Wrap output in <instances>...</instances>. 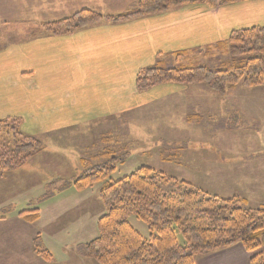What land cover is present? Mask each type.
<instances>
[{
  "label": "crops",
  "instance_id": "crops-1",
  "mask_svg": "<svg viewBox=\"0 0 264 264\" xmlns=\"http://www.w3.org/2000/svg\"><path fill=\"white\" fill-rule=\"evenodd\" d=\"M135 1L0 0V28L9 29L3 34L8 41L0 47V119L19 118L24 132L45 136L46 150L58 142L49 136L59 133L80 134L78 142L86 150L98 139L94 141L91 136L88 140V134L95 129L89 122L120 114L127 117L134 111L144 112L155 106L163 111L167 108L174 111V117L183 120L185 127L178 141L173 142L172 158L164 157L165 161L175 162L187 176L177 180L187 181L221 198L239 197L251 209L263 207L264 93L253 92L264 86L251 89L238 86L219 96L205 87L189 89L170 84L151 89L156 90L152 94L150 91L139 94L134 80L139 70L169 54L213 46L224 42L233 31L264 27V0L220 7L187 6L122 24L101 22L62 36L47 34L41 27L43 23L82 9L119 15ZM203 96L206 104L196 103ZM213 113L219 114L223 125L219 156L205 159L188 156L186 146L199 142L198 122ZM83 136L88 141L82 144ZM200 144L206 147L205 143ZM82 152L70 153L79 165ZM53 153L61 154L58 149ZM57 163L54 161L52 165ZM207 181L214 182L211 185L214 187H209ZM68 186L75 190L72 183ZM84 192H73L62 202L78 196L81 197L79 206ZM37 206L43 209L42 205ZM79 219H72L68 226L79 224ZM78 237L75 233L64 234L56 241L41 237L44 248L52 256L51 261L39 260L30 249L23 261L27 260L26 264H84L86 259L78 254V248L76 252L72 248L84 244L73 239ZM49 241L59 245L58 259L46 247ZM7 255L11 257L5 264L22 260L19 250ZM249 259L242 246L236 245L195 256L193 264H250Z\"/></svg>",
  "mask_w": 264,
  "mask_h": 264
},
{
  "label": "trees",
  "instance_id": "trees-1",
  "mask_svg": "<svg viewBox=\"0 0 264 264\" xmlns=\"http://www.w3.org/2000/svg\"><path fill=\"white\" fill-rule=\"evenodd\" d=\"M246 1L249 0H136L119 15L82 9L41 27L47 34L62 36L101 22L122 24L187 6L220 7ZM204 50L209 52L208 59L214 57L212 51L218 50L231 61H217L221 67L215 70L198 62L192 64L194 55L190 53ZM171 57L178 67L164 68L166 59ZM170 84H204L219 96L238 86H264V27L233 31L224 42L213 46L169 54L139 70L134 80L139 94ZM123 139L125 147L113 148L111 145H119V140L108 132L81 156L80 166L84 170L72 186L76 191H84L103 183L98 194L104 208L97 220V237L79 247L82 257L96 264H193L195 256L239 245L250 255V264H264V206L251 209L239 197L211 195L187 181L148 167H139L112 180L110 175L115 167L124 162L116 157L118 150L124 149L125 156L128 155L129 142ZM42 150L40 140L22 132L19 118L0 119V172L22 167ZM107 158L112 164H96L98 159ZM18 216L31 224L38 220L39 211L26 210ZM129 216L147 225L148 238L144 239L129 225ZM32 250L43 261H51V254L38 236L32 239Z\"/></svg>",
  "mask_w": 264,
  "mask_h": 264
},
{
  "label": "rangeland",
  "instance_id": "rangeland-1",
  "mask_svg": "<svg viewBox=\"0 0 264 264\" xmlns=\"http://www.w3.org/2000/svg\"><path fill=\"white\" fill-rule=\"evenodd\" d=\"M6 28L8 27L0 28V44L2 45H0V47H3L4 43L8 41V37L3 36V34H6L5 32L9 31V29ZM195 53L196 52L190 53L194 55L192 57V59H194L192 64L198 62L214 70L220 69L221 67L218 66L219 63H217V61L223 62L227 59L229 60L227 56L224 57L218 50L212 51L214 57L211 59H208L210 55L207 54L209 52L206 50L198 54ZM216 58L219 59L216 60ZM163 67L174 68L178 67V65L172 58L171 60L166 59ZM159 87H156V89L158 90ZM183 87H188L189 89L195 87L207 88L204 84L184 85ZM183 90L184 89H182V91ZM150 92L152 94L156 92V90ZM254 93H264V89L255 90L253 94ZM181 94H183V92ZM202 98L203 100L197 101L196 103L200 105L206 104L204 103L206 98L204 96ZM247 103L253 105L254 103L259 104L260 102ZM157 108L160 107L155 106L144 112H142L143 110L134 111L127 117L120 114L115 117H101L98 120L89 122L95 129L92 133L88 134V140L93 137L95 141L103 135L106 136L108 132H112L115 140H119V145H115L114 143L111 145L113 148L116 146L125 147L126 143L123 138L129 142L127 148L128 155L125 156L124 149L118 150L116 157H118V159L122 158L124 162L122 165L115 167V172L110 175V179L118 180L131 174L139 167H148L176 179H185L187 177L182 168L177 166L175 162L169 159V161L163 160L164 157H171V155L174 154L171 148L174 145L173 142L178 141V138L183 134L181 133L185 128L183 120L174 117V111L167 110L166 108L165 112L163 111L164 109L161 108L162 110H159ZM197 128L199 142L197 145L194 143L192 147L186 146L188 148V156L201 159L218 157L220 152L219 142L221 141V132L223 129L219 114H209V116H206L202 121L198 122ZM22 132L40 140L43 150L22 167L11 171L0 172V264H5L3 262L11 257L7 255L8 253L13 254L18 250L22 256V260L15 261V263L10 261L7 264H26L27 260L23 261V259L25 254L29 252V249L34 256L41 260L32 250V238L34 239L36 236H38L40 240L41 237H43L44 240L54 238V241H56L58 237L63 238L64 234L66 236H72V234L75 233L79 237L73 239L75 241L79 240V242L85 244L97 237V220L104 213V208L98 194L103 183H97L92 188L86 189L85 192L82 193L83 199L79 203V206L78 202L81 197L78 196L72 198L71 201L67 200L62 202L71 193L76 192L75 190L72 191L73 189L69 188L68 185H70L84 170L78 164V159L70 154L82 151V154L84 153L85 150H83V145L78 142L80 134L75 133L73 135H66L65 133H59L56 134L57 136H55V134L51 135L49 136L50 140H58V142L57 144L52 143L51 148L46 150L43 144L46 142L45 136H34L23 130ZM86 140L87 138L83 136L80 142L83 144ZM228 140L231 141V139ZM201 142L205 143L206 147H201ZM54 147H56L55 149H58L61 154H54L53 150L55 149H52ZM99 148H102V146ZM67 152H69L68 156ZM54 161L58 163L52 165ZM102 163L112 164L109 158L98 159L96 161V164ZM53 177H57V180H51ZM200 183L203 185L204 182ZM206 183L210 185L209 187H214L211 186L214 182L207 181ZM52 195H54V198L51 197ZM38 204L42 205L41 207H43V209H40V207L37 206ZM50 205H54V207ZM32 209H38V220L31 224L23 222L18 214L22 211ZM78 217H81L78 221L79 224L69 227L68 224L70 221ZM128 223L144 239L149 237V231L145 223L136 219L134 216L128 217ZM41 233H43V235ZM8 237H10V239H8ZM177 239L178 242L181 244L183 243L181 236L177 235ZM19 241L18 248L17 244ZM54 241H49V246L46 245V247H49L48 249L50 252H53L54 258L58 259L60 256L59 245L54 243ZM78 245L79 244H76L72 248L73 252H76L78 248V254L80 255ZM14 249L15 252L12 251ZM84 264L96 263L90 259H86Z\"/></svg>",
  "mask_w": 264,
  "mask_h": 264
}]
</instances>
